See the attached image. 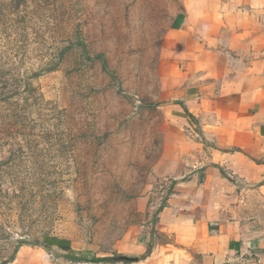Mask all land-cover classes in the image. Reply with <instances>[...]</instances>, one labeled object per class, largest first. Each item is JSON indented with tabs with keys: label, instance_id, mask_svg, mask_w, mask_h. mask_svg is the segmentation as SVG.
I'll list each match as a JSON object with an SVG mask.
<instances>
[{
	"label": "rangeland",
	"instance_id": "rangeland-1",
	"mask_svg": "<svg viewBox=\"0 0 264 264\" xmlns=\"http://www.w3.org/2000/svg\"><path fill=\"white\" fill-rule=\"evenodd\" d=\"M180 8L0 0V264L60 239L113 249L141 196L168 194L154 101Z\"/></svg>",
	"mask_w": 264,
	"mask_h": 264
},
{
	"label": "crops",
	"instance_id": "crops-1",
	"mask_svg": "<svg viewBox=\"0 0 264 264\" xmlns=\"http://www.w3.org/2000/svg\"><path fill=\"white\" fill-rule=\"evenodd\" d=\"M158 71L168 194H143L113 249L60 239L12 264H264V0H181Z\"/></svg>",
	"mask_w": 264,
	"mask_h": 264
},
{
	"label": "trees",
	"instance_id": "trees-1",
	"mask_svg": "<svg viewBox=\"0 0 264 264\" xmlns=\"http://www.w3.org/2000/svg\"><path fill=\"white\" fill-rule=\"evenodd\" d=\"M75 259H79V257H74Z\"/></svg>",
	"mask_w": 264,
	"mask_h": 264
}]
</instances>
